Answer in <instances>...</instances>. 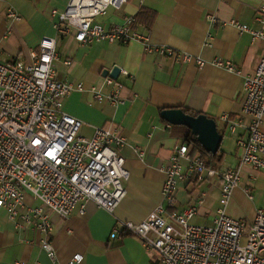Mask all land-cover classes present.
I'll list each match as a JSON object with an SVG mask.
<instances>
[{
  "label": "crops",
  "instance_id": "0c3cea01",
  "mask_svg": "<svg viewBox=\"0 0 264 264\" xmlns=\"http://www.w3.org/2000/svg\"><path fill=\"white\" fill-rule=\"evenodd\" d=\"M66 3L67 0H0V61L30 63V54L38 52L40 39L55 36L51 11L61 13ZM261 4L264 0H127L120 8L110 7L94 20L110 29L131 18L133 30L147 36L152 45L199 57L206 62L202 68L194 60L182 62L177 57L148 54L139 42L81 44L72 32L56 37L55 78L71 83L75 89L65 97L63 110L82 122V137L90 138L95 127L123 136L126 145L119 153L129 173L124 182L126 194L112 214L92 202L85 204L84 214L75 211L66 219L52 214L50 239L56 251L55 263L40 249V236L34 229L17 228L0 209V264H66L75 254L82 256L80 264H157V254L146 251L133 236L110 235L119 221L140 223L161 202L164 169L174 148L184 144L187 135L185 127L170 125L161 118L164 109H187L214 119L223 134L219 149L222 161L217 169L239 166L236 141L246 134L248 120L230 131L221 116L229 115L234 121L240 115L242 81L264 57V41L253 42L249 33H239L229 22L234 19L259 29L256 17ZM8 8L17 13L19 21L7 16ZM142 9L153 13L151 21L141 14L135 22ZM208 15L215 16L216 22L210 23ZM218 58L230 61L236 71L214 67L211 62ZM113 67L129 74L130 78L119 74L117 80L124 85L120 96L126 98L132 92L133 100L112 105L94 99L92 87H100L103 72ZM78 85L81 92L76 90ZM110 91L102 87L104 95ZM261 129L264 131V119ZM135 148L143 151L141 159ZM181 163L185 165L186 161ZM240 174V183L232 191L225 212L232 219L250 223L257 211L264 213V169L242 165ZM219 199L217 177L200 184L185 181L179 184L174 208L183 211L195 206L192 223L209 226L220 207ZM25 203L33 207L40 204L29 194L25 195Z\"/></svg>",
  "mask_w": 264,
  "mask_h": 264
},
{
  "label": "built area",
  "instance_id": "2783aa9c",
  "mask_svg": "<svg viewBox=\"0 0 264 264\" xmlns=\"http://www.w3.org/2000/svg\"><path fill=\"white\" fill-rule=\"evenodd\" d=\"M126 2L67 0L61 13L51 11L55 36L40 39L38 52L30 54V63L0 61V209L5 210L17 228H32L39 234V247L52 263L56 262V251L50 239L51 215L66 219L75 211L84 214L87 202L112 214L126 194L124 182L129 176L119 153L126 145L123 136L117 131L95 127L90 138L82 137L79 135L82 122L63 110L65 97L75 89L71 83L55 78L56 37L72 32L75 41L81 44L139 42L148 54L177 57L182 62L194 60L198 68L206 65L199 57L152 45L147 36L131 28V18L110 29L94 23L108 8L118 9ZM7 16L20 20L12 8H8ZM207 18L210 23L216 22L213 15ZM256 20L260 23L259 29H251L234 19L229 25L239 33H249L253 42L264 41V4L258 6ZM65 64L69 66L70 62ZM211 64L227 72L236 71L230 61L220 58ZM120 74L130 78L126 71ZM102 87L111 88L108 95L102 93ZM123 89L124 85L117 79L104 77L102 85L92 87L91 92L98 102L119 105L135 97L131 92L122 98ZM241 89L244 100L240 115L234 121L229 115L221 116L230 131L248 120L246 134L236 141L239 166L210 168L190 146L184 143L175 147L164 169L161 202L140 223L119 221L111 238L121 233L133 236L146 251L157 254V264H264L263 211H257L250 223L232 219L225 212L232 191L240 183L241 166L264 169V131L261 129L264 57L255 71L244 77ZM76 90L81 92V85ZM135 152L140 159L144 156L139 148ZM183 160L185 165L181 163ZM213 177L219 179L220 207L212 225H195L192 219L196 216V207L177 211L174 208L176 192L181 182L200 184ZM26 194L40 204L27 205ZM81 262L82 256L75 254L66 264Z\"/></svg>",
  "mask_w": 264,
  "mask_h": 264
},
{
  "label": "water",
  "instance_id": "95a60500",
  "mask_svg": "<svg viewBox=\"0 0 264 264\" xmlns=\"http://www.w3.org/2000/svg\"><path fill=\"white\" fill-rule=\"evenodd\" d=\"M120 70L113 67L110 71L103 72L104 77L117 79ZM161 118L170 125L185 127L195 137L202 149L211 155L219 152L223 134L218 131L214 119L204 114L193 116L185 113L181 108L164 109L160 113Z\"/></svg>",
  "mask_w": 264,
  "mask_h": 264
},
{
  "label": "trees",
  "instance_id": "16d2710c",
  "mask_svg": "<svg viewBox=\"0 0 264 264\" xmlns=\"http://www.w3.org/2000/svg\"><path fill=\"white\" fill-rule=\"evenodd\" d=\"M144 14L146 15L150 21L153 18V13L147 11L146 9H142L136 16L135 22L137 21V17H139V15ZM135 27V23H133V25L131 26L132 29H134ZM185 113L189 114V115H193V116H198L201 113H197V112H192L189 111L187 109H182ZM184 142L186 145L190 146L192 148V150L194 152H198L200 153L202 159L206 162L207 166L210 168H214L217 169V167L219 166V164L222 161V155L218 152L216 155H211L209 153H206L202 147L197 143V141L195 140V137L190 133V131L187 130V135L184 138Z\"/></svg>",
  "mask_w": 264,
  "mask_h": 264
},
{
  "label": "rangeland",
  "instance_id": "374dc122",
  "mask_svg": "<svg viewBox=\"0 0 264 264\" xmlns=\"http://www.w3.org/2000/svg\"><path fill=\"white\" fill-rule=\"evenodd\" d=\"M245 241V238L243 239V242Z\"/></svg>",
  "mask_w": 264,
  "mask_h": 264
}]
</instances>
